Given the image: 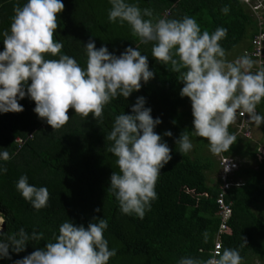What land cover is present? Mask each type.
<instances>
[{
    "label": "trees",
    "instance_id": "16d2710c",
    "mask_svg": "<svg viewBox=\"0 0 264 264\" xmlns=\"http://www.w3.org/2000/svg\"><path fill=\"white\" fill-rule=\"evenodd\" d=\"M26 2L0 0V52L4 50L3 32L10 28L14 6ZM126 2L151 9L155 19L188 16L196 19L202 31L212 33L218 27L226 28L227 36L220 43L227 54L242 46L238 56L244 55L259 31L258 20L249 6L238 0ZM62 3L65 7L58 14L54 33V41L64 45L60 54L74 57L83 68L87 59L84 47L90 40L97 49L107 47L116 56L128 47H137L148 56L154 78L142 83L141 90L129 98L112 100L104 108L102 122L94 120L91 114L81 118L70 109L68 123L53 131L34 113L35 103L27 96L19 101L23 112L0 113V151L7 149L12 157L7 162L0 161V167L7 169L6 173H0V215L6 224L3 231L18 232L23 228L29 236L33 231L43 234L42 240H29L25 251L10 252L11 259H0V264H15L44 248L47 242H54L64 221L69 219L76 226L87 227L94 217L107 220L104 237L109 248L116 252L108 264H178L182 257L207 259L221 225L217 214L219 183L213 178L220 166L209 146L202 144L204 138L190 136L198 144L193 153L182 154L175 144L183 131H193L191 102L179 94L183 84L178 82V74L152 58V44L140 43L127 23L109 21L110 0H62ZM225 6L229 8L227 14L221 11ZM46 58L58 56L48 54ZM138 97L145 98V107L151 108L153 119L162 121L155 132L167 143L172 156L158 177L155 186L158 198L143 219L123 214L118 201L107 191L112 173L119 169L116 158L108 151L111 142L106 136L115 116L131 114ZM256 112L264 117V100ZM261 129L264 135V123ZM235 130L233 125L229 126L230 132L235 134ZM165 131H171L172 136H164ZM18 139L23 143L19 144ZM257 149L253 140L237 137L229 151L221 153L248 161L241 163L234 175L244 185L228 193L227 201L233 204V217L228 222L231 233L222 237V250L237 249L243 264L264 261V160L257 161ZM22 175L28 177L30 184L49 190L46 208L33 209L16 190ZM244 240L246 245L242 247Z\"/></svg>",
    "mask_w": 264,
    "mask_h": 264
},
{
    "label": "clouds",
    "instance_id": "9594fccd",
    "mask_svg": "<svg viewBox=\"0 0 264 264\" xmlns=\"http://www.w3.org/2000/svg\"><path fill=\"white\" fill-rule=\"evenodd\" d=\"M110 4L109 21L127 23L140 43H151L152 58L167 69L170 66L183 84L179 94L191 102L193 131H183L175 141L180 153L192 150L190 136L206 139L213 155L228 152L237 141L229 126L236 121L238 112L248 114L257 124L264 123V117L256 112L264 100V68L253 71L256 61L247 54L234 60L227 58L220 43L227 36L226 28L218 27L209 33L202 31L192 17L155 19L151 9H141L135 3L110 0ZM64 7L62 0H27L23 6L15 5L10 28L3 32L4 50L0 52V113L23 112L19 101L27 96L35 103L34 113L53 131L68 123L70 109L81 118L91 114L102 122L104 108L112 100L129 98L141 90L142 83L154 78L148 56L137 47H128L116 56L107 47L97 49L90 40L84 47L87 59L83 68L74 57L60 54L64 45L54 41V33ZM221 11L227 14L229 8L225 6ZM48 54L58 58L48 59ZM145 103L144 97H138L131 114L116 115L106 136L111 142L108 151L116 158L119 169L112 173L107 191L118 201L123 214L140 219L158 198V177L172 159L171 149L155 132L162 121L153 119ZM163 135L171 137L172 133L165 131ZM11 158L7 149L0 151V161ZM6 171L0 167V173ZM16 190L33 209L48 206L49 190L30 184L26 175L19 178ZM107 226L104 218L94 217L87 227L76 226L68 219L60 224L54 242H47L44 248L15 264H108L116 252L104 237ZM207 235L205 232V238ZM42 239V233L33 231L29 236L23 228L18 232L0 229V259H11L10 252L19 254L29 240ZM244 245L245 240L241 246ZM217 249L207 259L182 257L178 264H243L237 249Z\"/></svg>",
    "mask_w": 264,
    "mask_h": 264
},
{
    "label": "built area",
    "instance_id": "2783aa9c",
    "mask_svg": "<svg viewBox=\"0 0 264 264\" xmlns=\"http://www.w3.org/2000/svg\"><path fill=\"white\" fill-rule=\"evenodd\" d=\"M247 6H249L254 17L258 20V33L251 40V49L245 50L244 54L250 56L256 65L253 71L264 68V3L262 0H238ZM235 135L236 137H242L252 140L253 139V121L250 120L248 114L239 113L237 114L236 124H235ZM18 143L22 144L23 141L18 139ZM257 161L262 162L264 160V148L258 144V149L256 153ZM219 159L220 175L218 176L219 183V193L217 197L218 205V216L221 218L220 230L217 235L216 243L213 251H222V237L226 233H231V229L228 222L233 217V204L227 201L229 191L234 187L243 186V181L240 179H235V173L241 167V160L234 157H227L221 154ZM228 170V171H227ZM207 195V194H204ZM212 251V252H213Z\"/></svg>",
    "mask_w": 264,
    "mask_h": 264
},
{
    "label": "rangeland",
    "instance_id": "374dc122",
    "mask_svg": "<svg viewBox=\"0 0 264 264\" xmlns=\"http://www.w3.org/2000/svg\"><path fill=\"white\" fill-rule=\"evenodd\" d=\"M263 1V3H264V0H262ZM242 46H238V47H236L234 50H232L231 52H229L228 54H227V58L229 59V60H234L235 58H237V57H239L238 56V54L240 53V52H242ZM235 124H236V121L232 124L234 127H235ZM253 141L255 142V143H259V145H261V148L263 149L264 148V135H263V133H262V129H261V124H257L256 122H254L253 121ZM192 144H193V148H192V150L191 151H189L190 153H193L194 152V149L198 146V144L196 143V141H192ZM202 144H204V145H208V142H207V140L205 141V143H203L202 142ZM210 152V151H209ZM209 152H207V153H209ZM215 156V159L216 160H219L218 158L221 156V155H214ZM237 159H239V158H237ZM241 159V158H240ZM239 159V160H240ZM244 162H246V160H244ZM213 175H211L210 177H212ZM217 176H218V174L217 175H215L214 174V179H217ZM263 207H264V204L262 205ZM0 217L2 218V220H4L3 219V217H2V215H0ZM1 229V228H0ZM252 264H264V261H260V260H255L254 262H252Z\"/></svg>",
    "mask_w": 264,
    "mask_h": 264
},
{
    "label": "water",
    "instance_id": "95a60500",
    "mask_svg": "<svg viewBox=\"0 0 264 264\" xmlns=\"http://www.w3.org/2000/svg\"><path fill=\"white\" fill-rule=\"evenodd\" d=\"M6 228V224H5V221H3V224L1 226V229L4 230Z\"/></svg>",
    "mask_w": 264,
    "mask_h": 264
},
{
    "label": "bare ground",
    "instance_id": "6f19581e",
    "mask_svg": "<svg viewBox=\"0 0 264 264\" xmlns=\"http://www.w3.org/2000/svg\"><path fill=\"white\" fill-rule=\"evenodd\" d=\"M3 221L4 220H2V218L0 217V228H1L2 224H3Z\"/></svg>",
    "mask_w": 264,
    "mask_h": 264
}]
</instances>
